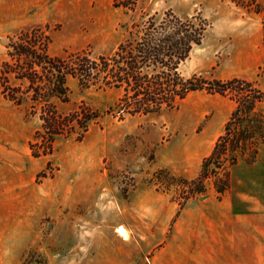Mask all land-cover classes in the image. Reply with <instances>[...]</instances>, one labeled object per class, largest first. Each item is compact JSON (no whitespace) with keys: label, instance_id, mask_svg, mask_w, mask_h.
I'll return each mask as SVG.
<instances>
[{"label":"rangeland","instance_id":"obj_1","mask_svg":"<svg viewBox=\"0 0 264 264\" xmlns=\"http://www.w3.org/2000/svg\"><path fill=\"white\" fill-rule=\"evenodd\" d=\"M168 10L183 18L200 15L208 23L203 43L182 67L185 76L238 77L264 89V75H258L264 67L262 15L230 0H139L136 12L113 0H0V68L8 37L19 30L43 27L51 55L89 50L95 56L123 40L124 24ZM68 86V102L53 100L61 114L88 107L101 117L80 139L79 129L56 137L52 154L40 157L33 156L30 143L42 122L30 112L32 105L40 112L41 104L17 105L0 94V208L10 215L8 230L0 231V264H101L107 262L103 258L149 263L187 205L181 208L178 186L159 172L197 176L229 118V98L195 92L177 109L120 119L111 111L119 91L84 89L72 77ZM260 168L263 176L244 161L232 170L229 207L264 208ZM260 177L261 191L247 192L243 183ZM223 196L212 192L186 208L222 202ZM23 213L24 231L18 224ZM120 227L127 236L119 234ZM233 253L229 264H264V250L250 246ZM225 256L219 250L217 261Z\"/></svg>","mask_w":264,"mask_h":264},{"label":"trees","instance_id":"obj_2","mask_svg":"<svg viewBox=\"0 0 264 264\" xmlns=\"http://www.w3.org/2000/svg\"><path fill=\"white\" fill-rule=\"evenodd\" d=\"M113 1L116 7L132 12L137 11L139 2ZM230 1L262 15L264 29V6L258 0ZM123 27V40L112 51L95 56L89 50L67 57L51 55L50 35L41 26L22 29L8 37L7 57L0 68V94L17 105L26 101L41 104L40 112L34 111V105L30 112L42 122V129L30 143L33 156L52 154L58 136L70 137L81 130L80 139L101 117L88 107L68 115L58 111L53 100L69 101L70 77L84 89L119 91L120 97L111 111L120 119L128 115H159L164 110L177 109L190 94L204 91L235 103L222 133L203 159L196 177H177L167 170L159 174L165 173L168 184L178 186L181 208L192 199L207 196L211 189L220 197L225 195L231 188L233 167L241 161L256 163L264 147V89L257 81L243 78L184 75L183 65L203 43L208 28L200 15L183 18L168 10L162 15L134 18ZM258 75H264V67Z\"/></svg>","mask_w":264,"mask_h":264},{"label":"crops","instance_id":"obj_3","mask_svg":"<svg viewBox=\"0 0 264 264\" xmlns=\"http://www.w3.org/2000/svg\"><path fill=\"white\" fill-rule=\"evenodd\" d=\"M229 107L231 115L235 109V103L230 98ZM245 165L249 171H256L255 175H262L259 169H261L260 165H264V147L261 149L256 163H245ZM233 174L231 171V181ZM262 182L263 177L254 178L245 181L243 186H248L247 192H259L261 189L258 190L257 185L263 184ZM212 192L215 190L211 189L209 195ZM186 206L178 215L165 246L157 249L151 258H147L149 263L142 260L140 264H229V255L234 254L235 248L249 249L252 246L255 250H264V208L234 207V203L229 207V191L223 196L222 202L219 200L209 202L204 207L195 209H188ZM9 216L8 210L0 208V231L8 230ZM18 222L24 231V213ZM219 250H226V260L221 263L217 261ZM261 255L264 254L261 253ZM103 260L107 262L101 264H119L110 262L113 260L109 258H103ZM122 261L120 264L138 263L137 261Z\"/></svg>","mask_w":264,"mask_h":264},{"label":"bare ground","instance_id":"obj_4","mask_svg":"<svg viewBox=\"0 0 264 264\" xmlns=\"http://www.w3.org/2000/svg\"><path fill=\"white\" fill-rule=\"evenodd\" d=\"M118 232H119V234H121L122 236H127V232H126V230L123 228V227H120L119 229H118ZM120 236V235H119ZM127 238V237H126ZM126 240H128V238L126 239Z\"/></svg>","mask_w":264,"mask_h":264}]
</instances>
